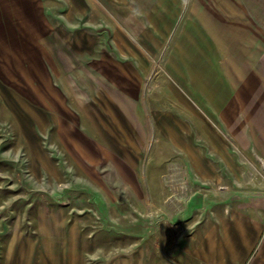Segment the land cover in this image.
<instances>
[{
  "label": "rangeland",
  "instance_id": "rangeland-1",
  "mask_svg": "<svg viewBox=\"0 0 264 264\" xmlns=\"http://www.w3.org/2000/svg\"><path fill=\"white\" fill-rule=\"evenodd\" d=\"M0 264H264V0H0Z\"/></svg>",
  "mask_w": 264,
  "mask_h": 264
}]
</instances>
